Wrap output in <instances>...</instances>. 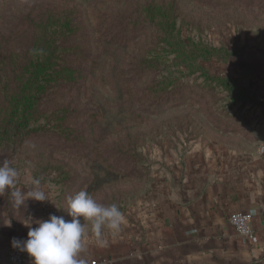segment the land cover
Instances as JSON below:
<instances>
[{
  "label": "rangeland",
  "instance_id": "374dc122",
  "mask_svg": "<svg viewBox=\"0 0 264 264\" xmlns=\"http://www.w3.org/2000/svg\"><path fill=\"white\" fill-rule=\"evenodd\" d=\"M162 1L175 5L189 50L264 37V0H0V149L49 186L66 220L81 190L127 216L193 148L250 149L262 136L264 98L226 87L218 58L199 60L207 74L176 63L172 41L144 18ZM44 46L52 57L28 54ZM21 90L35 115L5 134L4 111Z\"/></svg>",
  "mask_w": 264,
  "mask_h": 264
},
{
  "label": "crops",
  "instance_id": "0c3cea01",
  "mask_svg": "<svg viewBox=\"0 0 264 264\" xmlns=\"http://www.w3.org/2000/svg\"><path fill=\"white\" fill-rule=\"evenodd\" d=\"M236 50L227 63L218 61L219 74L254 90L262 100L264 37ZM256 110L261 111L257 121L262 136L252 148L221 147L217 153L193 148L175 161V169L160 173L159 183L124 216L117 235L105 230L98 243L88 233L78 256L82 264H264V106ZM7 153L0 149V164ZM13 160L16 183L0 192V264H10L14 238H28L23 221L31 218V226L37 227L36 220L60 216L49 186ZM36 182L49 199L28 196ZM17 191L23 195L15 196ZM234 213L251 215L253 240L238 236L230 223ZM24 264H33L25 251Z\"/></svg>",
  "mask_w": 264,
  "mask_h": 264
},
{
  "label": "clouds",
  "instance_id": "9594fccd",
  "mask_svg": "<svg viewBox=\"0 0 264 264\" xmlns=\"http://www.w3.org/2000/svg\"><path fill=\"white\" fill-rule=\"evenodd\" d=\"M18 173L9 162L0 164V192L12 187L17 180ZM20 197L19 191L14 193ZM36 201L49 199L46 192L36 182V186L28 193ZM69 211L71 217L66 220L64 216L50 215L47 220H36L37 227H32L33 221L26 219L23 224L29 228L28 238L24 241L13 239L12 246L25 251L33 258V264H82L78 259L84 249L89 236L83 218L91 222V234L102 243L104 231L117 235L124 223V216L117 204L102 205L86 191H79L69 198ZM11 226L10 224H6Z\"/></svg>",
  "mask_w": 264,
  "mask_h": 264
},
{
  "label": "trees",
  "instance_id": "16d2710c",
  "mask_svg": "<svg viewBox=\"0 0 264 264\" xmlns=\"http://www.w3.org/2000/svg\"><path fill=\"white\" fill-rule=\"evenodd\" d=\"M145 15L144 18L148 21L155 22L156 25L159 27L161 34L165 35L167 38H169L172 41V46L174 48L175 53V61L178 65H185L187 68L197 71L201 70L204 74H207L203 67L201 66L199 62L200 59L202 60H210L214 57L218 58L219 61L223 63H227L232 57H234L237 53L236 49H227V48H208V47H198L194 44L191 45V50L187 49L188 46L185 44L183 40H181L179 31L176 29V10L175 5L173 3H168L166 1H162L158 3L157 5H149L145 8ZM66 26H72V21L68 22L64 25V28ZM165 37V38H166ZM37 52V57L41 58H50L52 57L53 53L56 52L55 50H51L50 47L44 46L42 48L35 49L33 48V51L31 53V50H29L28 54L33 55ZM42 64H39L37 66V69L35 70L34 74L40 75L43 73ZM83 71V69L80 70V72ZM61 72L65 75L72 74V69L69 67L63 68ZM227 79L223 80V84L228 87L229 82L232 84H235L239 86V82L233 80L231 77L227 76ZM34 79L29 80V85L32 83ZM31 90L34 91L32 87H29ZM38 89V88H37ZM242 93H251V91H248L244 88L240 90ZM12 100L13 102H16V108H14L11 111H4L5 112V121H4V133L8 134L10 126L15 122L19 121L18 123V130L22 126L27 127L30 124V121L35 115V112L33 110V102L32 98H28L24 95L25 91L20 92H12ZM16 122V124H17Z\"/></svg>",
  "mask_w": 264,
  "mask_h": 264
},
{
  "label": "built area",
  "instance_id": "2783aa9c",
  "mask_svg": "<svg viewBox=\"0 0 264 264\" xmlns=\"http://www.w3.org/2000/svg\"><path fill=\"white\" fill-rule=\"evenodd\" d=\"M252 217L249 214L234 213L230 217V223L239 237L253 240L255 232L251 227ZM10 264H24V251L12 248L8 252Z\"/></svg>",
  "mask_w": 264,
  "mask_h": 264
},
{
  "label": "water",
  "instance_id": "95a60500",
  "mask_svg": "<svg viewBox=\"0 0 264 264\" xmlns=\"http://www.w3.org/2000/svg\"><path fill=\"white\" fill-rule=\"evenodd\" d=\"M6 156H7L6 161L9 162L10 165L13 167L14 164L16 163V162H14V160H13V159L15 158V154H14V153H7ZM12 160H13V162H12Z\"/></svg>",
  "mask_w": 264,
  "mask_h": 264
}]
</instances>
